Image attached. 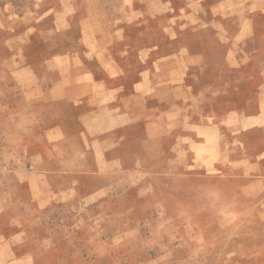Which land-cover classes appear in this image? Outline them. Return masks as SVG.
Wrapping results in <instances>:
<instances>
[{
    "label": "rangeland",
    "instance_id": "rangeland-1",
    "mask_svg": "<svg viewBox=\"0 0 264 264\" xmlns=\"http://www.w3.org/2000/svg\"><path fill=\"white\" fill-rule=\"evenodd\" d=\"M119 25L120 43L89 61L109 102L98 120L115 121L85 135L79 103L41 94L58 71L83 69L82 39L95 47V28ZM178 52L199 56L185 61L186 102L263 115L264 0H0V264H264V192L250 189L260 168L230 151L210 167L191 161L188 124L171 137L177 113L164 112L156 143L150 78ZM160 98L166 110L171 91ZM226 135L235 149L234 128Z\"/></svg>",
    "mask_w": 264,
    "mask_h": 264
},
{
    "label": "crops",
    "instance_id": "crops-1",
    "mask_svg": "<svg viewBox=\"0 0 264 264\" xmlns=\"http://www.w3.org/2000/svg\"><path fill=\"white\" fill-rule=\"evenodd\" d=\"M116 29L117 31H112L111 29L100 30L95 28V47L92 44H87L85 40L82 39L81 44L83 46V50H86L84 51L83 63L81 64L83 69L81 71L76 69L77 71H74L70 77H65L58 71L59 75L57 78L52 79L49 88L41 94L45 99L47 98L55 102L66 100L70 103L71 101L79 103L84 111L80 115H77L76 119L81 125V130L84 128L88 129V131L85 132V135H108L110 132L108 130L102 131V129H111V122L115 121L109 120L108 123L102 124L98 120V118L103 119V110L108 109L109 102H105V94L101 93L102 90H94L95 88L100 90V86L95 83L98 78H96L97 76H95L92 72V69L89 68V61L96 60L97 63H101V61L95 57L96 55L94 52H98V50H108L112 46L120 43L123 39V35H125V29L124 26L121 27V25L117 26ZM81 34V38H84L82 31ZM105 36L108 38L106 39ZM109 38H113V40L107 42L106 40ZM184 45L186 46V49L190 50V46L188 44ZM181 49H183V47H181ZM178 54L180 57H178V55L175 56L174 54L162 55L158 61L156 73L150 78L151 84L153 85L154 96L159 97V106H161V109H157L156 112L162 114L161 117L156 118V143H159L164 135V112L177 113V115L173 117L172 121H167L168 124H171V137L176 138L177 130H181V128L178 127L188 124V129L191 130V138L186 140V142H188L187 148L190 149L189 154L191 155V161L201 162L203 165L210 167V165L215 161L226 160L229 151L231 154L235 153L237 159L241 158L254 164L251 165V167H254L253 170H256L255 165L260 168L253 173V177L255 179L252 183V188L250 189H252L251 192H264V137L260 140H243L242 138V134L244 132H260L264 135V84L261 86L262 95L259 99V107L262 108H259V110L262 112V116H245L243 114V110L238 108L231 111L228 115H213L212 113H207L204 110H200L198 106H194L192 103L186 102L190 101V98H186V94H191L194 86H189L186 83L189 74L185 72V61L187 63H191L192 60L198 59L199 56L197 54H192L191 52H178ZM88 56L92 59H89ZM56 62L57 60L55 58L48 59L47 62H45L49 65V71H52V64ZM169 65L173 67L171 71L167 69V66ZM106 86L108 87V85ZM119 86H122L124 89H128L129 84L127 79L124 80L123 85ZM115 88L116 87H114L111 91H114ZM164 90H170L172 94L171 103H168L166 110H164V100L160 98V94H162ZM139 98L143 101L144 105H146V99L143 100L141 94L139 95ZM182 98H185L184 103L183 100H181ZM127 102L128 100L126 99L124 101L125 106L130 105V103L128 104ZM101 107H103V109ZM146 110L147 108L145 106V108L141 111L146 112ZM183 112L190 115L187 117L188 120L186 121L182 118ZM63 114L68 122L72 120L71 112L69 110L66 112L63 111ZM160 118L161 121L159 120ZM166 118H168V116H166ZM245 118L252 122L250 127H244ZM140 119L142 121L147 120V117L143 116V118ZM255 120H260L262 123L257 124L254 122ZM148 126L149 125H147V128ZM233 128L236 132L235 138L238 144L235 146V149H230V144L227 140L226 134L227 131H232ZM89 129H93L94 131H89ZM178 141L181 143L180 138L176 139V142Z\"/></svg>",
    "mask_w": 264,
    "mask_h": 264
}]
</instances>
